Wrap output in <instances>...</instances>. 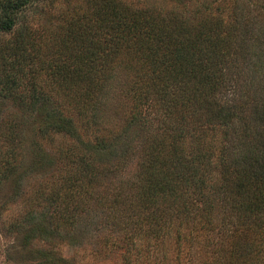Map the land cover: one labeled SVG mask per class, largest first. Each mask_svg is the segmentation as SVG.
I'll return each mask as SVG.
<instances>
[{"label": "trees", "instance_id": "1", "mask_svg": "<svg viewBox=\"0 0 264 264\" xmlns=\"http://www.w3.org/2000/svg\"><path fill=\"white\" fill-rule=\"evenodd\" d=\"M42 1L0 0L18 67L26 14ZM170 2L164 11L99 0L96 31L65 46L75 60L62 68V110L31 103L73 146L54 213L27 214V242L74 228L110 177L118 233L100 242L125 264H264V0ZM109 83L120 84L125 111L110 132L99 128ZM135 130L140 141L126 139Z\"/></svg>", "mask_w": 264, "mask_h": 264}, {"label": "rangeland", "instance_id": "2", "mask_svg": "<svg viewBox=\"0 0 264 264\" xmlns=\"http://www.w3.org/2000/svg\"><path fill=\"white\" fill-rule=\"evenodd\" d=\"M122 1L137 9H172L171 0ZM98 3L99 0H43L31 7L25 22L24 66L14 65V57L7 53L18 34L0 33V264H125L120 252H109L110 242H100L115 238L118 233L107 219V204L117 188L110 177L95 185L94 195L74 228L31 242L25 238L30 229L27 214L34 208L38 213H54L51 197L68 176L64 155L73 146L62 133L45 130L43 117L32 114L31 103L43 99L46 107L54 105L62 110V68L75 60L65 46H72L81 35L96 31ZM119 89L120 84L116 83H109L107 88L109 101L102 111L103 123L99 128L104 124L109 132L116 124H123L125 111ZM39 105L40 101L36 107ZM143 122L148 125V116ZM138 132L130 131L126 139L140 141L142 135ZM86 139L94 140L90 133ZM133 168L130 161L124 175ZM182 261L180 257L178 263ZM150 262L156 264L152 256Z\"/></svg>", "mask_w": 264, "mask_h": 264}]
</instances>
